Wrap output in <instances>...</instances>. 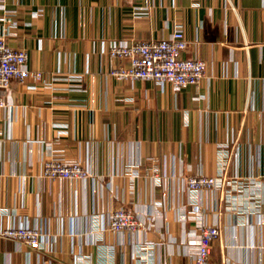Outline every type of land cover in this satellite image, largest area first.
I'll use <instances>...</instances> for the list:
<instances>
[{
	"label": "crops",
	"instance_id": "obj_1",
	"mask_svg": "<svg viewBox=\"0 0 264 264\" xmlns=\"http://www.w3.org/2000/svg\"><path fill=\"white\" fill-rule=\"evenodd\" d=\"M0 26L42 74L13 81L0 112V231L44 238L35 251L0 237V264H193L201 220L220 226L212 264H264V0H0ZM176 27L206 64L197 88L109 76L127 66L110 41ZM52 158L91 177L43 178ZM197 174L224 187L185 192ZM119 208L143 228L108 231Z\"/></svg>",
	"mask_w": 264,
	"mask_h": 264
},
{
	"label": "built area",
	"instance_id": "obj_2",
	"mask_svg": "<svg viewBox=\"0 0 264 264\" xmlns=\"http://www.w3.org/2000/svg\"><path fill=\"white\" fill-rule=\"evenodd\" d=\"M8 35V28L0 26V112L6 107V95L13 81L23 84L28 79L34 82L42 79L40 72L28 70L26 52L9 46ZM188 47L189 43L179 27L162 40H112L108 47L110 58L125 60L127 66L112 68L109 76L117 81H151L161 87L168 85L175 92L190 86L197 88L205 78L206 64L187 55ZM71 81L78 82L79 78H71ZM143 176L157 177L156 169L149 168ZM42 177L52 181H86L91 174L78 162L52 158L43 163ZM181 187L185 192L194 195L220 190L224 183L223 180L197 174L184 178ZM104 218L106 229L113 234H136L144 226L143 221L122 208L109 210ZM193 235L197 242L193 264H212L209 260L211 243L220 237V226L208 225L201 220L197 222ZM0 237L27 246L31 250L41 251L43 248L44 238L36 226H10L0 231Z\"/></svg>",
	"mask_w": 264,
	"mask_h": 264
}]
</instances>
